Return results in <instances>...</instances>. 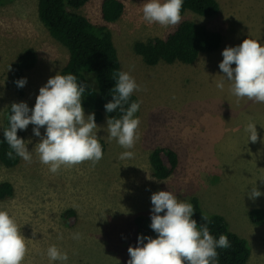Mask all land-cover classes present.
I'll use <instances>...</instances> for the list:
<instances>
[{"label": "rangeland", "instance_id": "obj_1", "mask_svg": "<svg viewBox=\"0 0 264 264\" xmlns=\"http://www.w3.org/2000/svg\"><path fill=\"white\" fill-rule=\"evenodd\" d=\"M217 1L220 8L213 16L191 11L182 15L220 31L217 50L189 64L151 66L132 50V43L164 37L174 27L144 22V0H121L123 12L112 22L101 18V0L78 8L94 24L108 26L121 71L130 72L140 85L134 93L141 104L135 114L139 139L131 149L134 157L120 159L125 149L109 139L103 117L96 121L103 126L97 132L104 142L103 158L95 165L85 161L53 174L39 162L35 144L40 138L29 124L24 139L30 141L32 162L20 159L13 167L0 163V182L13 188L11 196L0 199V209L9 212L26 238L23 264H49L50 245L68 253V264H127L128 247L137 243L133 217L150 216V196L159 190H169L186 202L191 194L197 195L206 212L223 215L229 229L246 239L250 253L245 264H264V222L254 224L248 218L251 208H264V195L255 200L248 196L253 187L264 192V103L237 98L226 79L223 89L216 87L222 78V49L247 36L264 44V0ZM29 46L37 62L25 72L27 84L19 95L8 76L16 56ZM67 57L66 48L38 18L37 0H0V130L5 108L20 101L32 107L39 88L59 72ZM84 74L93 85V74ZM250 122L257 123L256 143L247 142ZM162 146L177 153L178 164L159 179L151 174L149 154ZM68 209L74 216L64 215ZM72 233H79L80 239H72Z\"/></svg>", "mask_w": 264, "mask_h": 264}, {"label": "clouds", "instance_id": "obj_2", "mask_svg": "<svg viewBox=\"0 0 264 264\" xmlns=\"http://www.w3.org/2000/svg\"><path fill=\"white\" fill-rule=\"evenodd\" d=\"M183 4L184 0H144L142 19L164 28L175 27L182 21ZM221 54L223 59L218 67L222 78L216 82V87L223 89L226 79L231 82L230 90L237 98L264 103V44L247 36L238 45L226 46ZM113 79L111 100L104 104L107 134L125 149L120 159H131L134 157L131 149L139 139L140 120L135 114L141 104L130 102V98L140 91V85L127 71L114 73ZM14 83L23 88L27 78L21 77ZM85 92L86 85L78 82L75 74L57 72L39 88L32 107L24 101L13 102L7 116L9 126L3 131V142L10 149L6 155L32 162V152L27 147L30 141L17 135L18 130H26L31 124L33 135L40 138L35 144L39 162L47 165L51 173L85 161L98 163L103 158V149L97 132L103 126L96 123L94 113L85 114L82 105ZM117 111L118 117L107 115ZM256 125L250 122L246 126L247 142H257ZM262 195L264 192L256 187L248 193L252 200ZM150 202L149 227L156 235L138 234L136 246L128 247L127 264H219L217 249L232 247L226 235L215 238L210 234L208 225L212 220L209 216H202L204 223L198 226L193 219V204L178 199L175 193L153 192ZM32 235L35 237L36 233ZM71 238L79 240L80 234L72 233ZM26 253V238L20 226L8 211L0 209V264H23ZM46 255L49 264H68V253L56 245H50Z\"/></svg>", "mask_w": 264, "mask_h": 264}, {"label": "trees", "instance_id": "obj_3", "mask_svg": "<svg viewBox=\"0 0 264 264\" xmlns=\"http://www.w3.org/2000/svg\"><path fill=\"white\" fill-rule=\"evenodd\" d=\"M89 0H37V15L47 28L49 34L63 45L68 57L59 72L75 74L78 82L86 85V92L82 96V105L89 113L95 114V120L106 117L104 104L111 100L110 89L115 81L114 73L121 71L113 37L106 24H94L78 8ZM121 0H101V18L106 22L117 20L123 12ZM217 0H184L181 15L186 11L194 12L202 16H213L219 11ZM222 42L220 31L210 29L206 25L191 19H182L164 37L151 36L144 40H135L132 50L140 56L146 65H155L159 62L172 64L193 63L199 55L217 50ZM37 53L33 47L24 48L16 56L12 63V70L8 76L10 84L23 95L24 87L18 88L14 81L25 77V72L35 66ZM84 72L93 74V85H90ZM131 101H139L133 94ZM10 103L4 110L3 123L0 130V163L5 167L17 165L21 158H9L6 153L10 150L7 143L3 142V131L8 125L7 116L10 111ZM84 109V110H85ZM108 116H119L120 113H108ZM19 137L25 138V132H17ZM99 141L104 150V142ZM168 163V168L165 167ZM151 174L159 179L168 177L178 164L177 153L169 147H156L149 154ZM13 194V188L7 181L0 182V199ZM189 202L194 206L193 219L198 226L204 221L202 216H209L212 223L208 225L210 234L218 238L221 234L228 237L232 244L230 249H217L219 252V264H245L250 249L244 237L230 230L223 215L208 213L201 206L199 198L191 194ZM66 216H74L72 209L66 210ZM248 218L254 224L264 222V208L253 207L248 211ZM135 236L138 234L152 236L156 234L149 227L150 216L137 214L133 217ZM264 247V237H263Z\"/></svg>", "mask_w": 264, "mask_h": 264}]
</instances>
